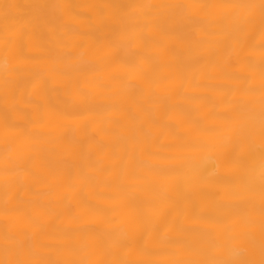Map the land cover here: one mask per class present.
Wrapping results in <instances>:
<instances>
[{
  "label": "bare ground",
  "instance_id": "obj_1",
  "mask_svg": "<svg viewBox=\"0 0 264 264\" xmlns=\"http://www.w3.org/2000/svg\"><path fill=\"white\" fill-rule=\"evenodd\" d=\"M261 260V0H0V264Z\"/></svg>",
  "mask_w": 264,
  "mask_h": 264
},
{
  "label": "snow or ice",
  "instance_id": "obj_2",
  "mask_svg": "<svg viewBox=\"0 0 264 264\" xmlns=\"http://www.w3.org/2000/svg\"><path fill=\"white\" fill-rule=\"evenodd\" d=\"M261 10L262 12H264V0H261ZM238 264H252V262L241 261V262H238ZM260 264H264V260H261Z\"/></svg>",
  "mask_w": 264,
  "mask_h": 264
}]
</instances>
